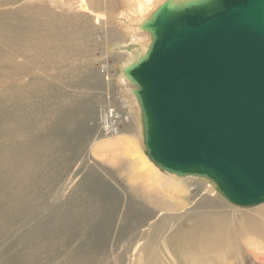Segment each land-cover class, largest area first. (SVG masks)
Wrapping results in <instances>:
<instances>
[{"label":"rangeland","instance_id":"obj_1","mask_svg":"<svg viewBox=\"0 0 264 264\" xmlns=\"http://www.w3.org/2000/svg\"><path fill=\"white\" fill-rule=\"evenodd\" d=\"M69 5L72 7L69 15L83 10L80 0H71ZM101 13L100 17L105 19L113 16ZM91 15L87 17L93 18L94 14ZM113 25L99 26L101 29L92 42L88 41V48H94L96 56V60L90 61L95 76H81L88 83L72 80L66 85L56 80L76 66L84 70L87 53L67 56L62 64L39 68L36 74L40 85L36 88V99L31 100L34 126L46 128L54 109L59 107L61 112L55 114L56 125L50 124L51 139L39 140L35 145L43 149L34 154V163L40 166H35L38 172L22 173L25 184L21 190L29 188L33 194L28 197L22 193L19 202H24L0 220V264H180L176 247L167 239L179 228L191 229L194 224L191 218L208 217L207 214L215 212L228 216L230 229L240 235L238 242L252 252L247 264H264V203L250 208L232 206L211 182L199 178H177L185 192L178 190L180 187L162 189L161 183L173 176L164 175L149 160L164 178L158 182L148 173L142 156L144 146L140 118L135 115L137 109L119 99L121 92L125 93L119 84V75L123 74L121 63L128 60V54L137 57L140 51L136 53L138 43L134 41L130 47L129 39ZM111 32L116 33L117 40L110 38ZM122 40L128 42L126 46L111 48ZM48 75L53 78L52 85L45 83ZM105 107L113 111L111 123L119 118L117 132L111 136L102 130L99 116ZM23 108L21 112L29 111ZM0 115L6 131L9 106L1 100ZM129 145L136 148L134 156L133 151L127 154L125 147ZM138 150L143 151L139 154ZM81 182L85 184L78 186ZM172 184L177 183L172 180ZM246 213L248 217H244ZM252 214L258 218L257 229H252L254 224L249 223ZM190 264L198 262L192 260Z\"/></svg>","mask_w":264,"mask_h":264},{"label":"water","instance_id":"obj_2","mask_svg":"<svg viewBox=\"0 0 264 264\" xmlns=\"http://www.w3.org/2000/svg\"><path fill=\"white\" fill-rule=\"evenodd\" d=\"M126 67L143 145L161 171L213 183L229 204L264 203V0H165Z\"/></svg>","mask_w":264,"mask_h":264},{"label":"bare ground","instance_id":"obj_3","mask_svg":"<svg viewBox=\"0 0 264 264\" xmlns=\"http://www.w3.org/2000/svg\"><path fill=\"white\" fill-rule=\"evenodd\" d=\"M22 1L25 4L20 5L19 3ZM164 1L80 0V6L83 7V10L79 9L78 12L69 15L68 12L72 8L69 5L71 0H0V100L8 104L10 114V121L6 125V131L2 128V121H0V220L24 202H19L22 198V193L28 197L33 194L29 188L27 190H21V187L25 184V181L22 183V173L25 171L30 175L32 170H35V166L37 168L40 167L37 163H34V154L35 152H41L43 149L39 147L37 149L35 145H38L39 140L48 141V139H51L49 137L51 131L50 124L56 125L58 119L55 114L61 112L59 107L54 109V114L50 116V124L46 128L34 126L31 100L36 99V88L40 85L39 78L36 77L39 68H47L49 65L56 63L62 64V59L67 58V56L70 57L76 54L87 53L85 58L86 68L84 70L81 71L76 66L72 70H67V73L60 74L56 80L59 84L66 85L68 82H72V80L78 84L88 83V79L83 77H94L96 74L92 66L93 64H90V61L96 60V56L94 48H88L87 44H90L88 41L91 40L92 42L97 31L101 29L99 26L113 23L114 27L121 30L124 37L129 38L130 47L134 41L136 42L135 44L138 43L136 53L138 54V51H140V54L135 57L134 53H130L127 55L129 56L128 60L121 63L123 74L121 73L119 75V84L125 93L123 94L121 92L122 97L119 96V99L121 101L126 100L130 108L131 106L136 107L138 113L135 111V115L140 118L141 122V111L133 94L135 86L132 84L130 77L125 75L124 70L133 64L138 57L146 54L151 39L145 31L141 30V24ZM101 12L112 13L113 16L111 19H105L100 17ZM91 13L94 14V17H87V15L92 16ZM113 33L111 32L110 38L117 40L118 36H116V33ZM123 41L119 43H124L123 45H115L113 43L111 48L116 46V48L120 47L119 49H121L122 46H126L128 43ZM91 55H93L92 58H90ZM104 68L108 69L107 66ZM43 73L45 74L46 72L43 71ZM74 75L76 76V80H74ZM25 77H27V81ZM45 83L52 85L53 78L51 79L49 76ZM127 84L129 86H126ZM130 86L133 88H129ZM47 101L48 96L46 103ZM123 105H125V102H123ZM22 106L28 108L29 111L25 113L22 110L21 112ZM2 110L3 112H8L4 108ZM87 110L89 111V108ZM112 114V109L108 107L103 108L99 114L103 127L102 130L110 136L117 132L119 126V118H115L114 120L113 116L114 121L112 123L110 122ZM140 124L142 129V123ZM135 149V146H133V149L132 146L131 148H127V154L133 151L132 156H134ZM142 151L138 150V153L140 154ZM144 152H142V156L147 162L146 167L148 173L156 177L155 181L159 182L158 179H163L164 176L150 165L151 161L147 159L148 157L146 158ZM35 171L38 172V169ZM139 173L141 172L139 171ZM164 175L178 178L168 173ZM189 177L191 176L178 179L184 180ZM32 178L34 181L38 180L36 177ZM173 178L165 179V184L161 183L162 189L163 187L173 189L180 187L178 190L185 192V188L181 187V184H183L181 183L182 181ZM172 180L177 184L171 185ZM84 184V182H81L78 186ZM212 208L215 210V207ZM254 214L257 215V211ZM207 215L209 216L203 215L191 218L194 222L191 229L179 228L167 239L171 246L176 247L174 249H176L175 252L180 259V264H190L192 260H195L198 264H216V262H221L222 264H238L243 262L247 264L248 256L253 257L252 252L249 253V250L238 242L240 235H235V232L230 229L228 216L221 212H215L214 215ZM256 215L252 214V218L249 219V223L254 224L252 225V229H257L256 225L259 221ZM248 216L249 213L244 215V217ZM249 245L252 244L250 243ZM144 251H147L146 246L144 247ZM152 255L154 257V252Z\"/></svg>","mask_w":264,"mask_h":264},{"label":"crops","instance_id":"obj_4","mask_svg":"<svg viewBox=\"0 0 264 264\" xmlns=\"http://www.w3.org/2000/svg\"><path fill=\"white\" fill-rule=\"evenodd\" d=\"M128 39H129V38H128ZM126 129H128V128H126ZM121 132H123V131H121ZM126 133H128L127 130H126ZM117 138H118V137H117ZM126 148H131V145H129V147H126ZM133 167L138 168V166H133Z\"/></svg>","mask_w":264,"mask_h":264}]
</instances>
